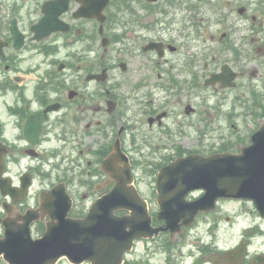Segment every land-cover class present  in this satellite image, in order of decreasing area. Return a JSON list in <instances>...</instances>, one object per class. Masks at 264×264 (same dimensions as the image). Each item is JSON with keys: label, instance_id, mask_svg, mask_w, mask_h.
Here are the masks:
<instances>
[{"label": "flooded vegetation", "instance_id": "1", "mask_svg": "<svg viewBox=\"0 0 264 264\" xmlns=\"http://www.w3.org/2000/svg\"><path fill=\"white\" fill-rule=\"evenodd\" d=\"M45 1L33 3L28 11L20 0L18 9L34 18L37 6L39 19ZM67 1L59 17L67 31L54 33L47 44L49 55L68 51L42 73L44 79L39 66L23 68L11 19L0 17V179L15 188L32 182L23 199L18 189L13 191L16 201L0 199V219L5 208L15 217L39 207L37 191L43 184L36 180L49 168L64 179L60 182L73 199L72 211L84 216L114 186L101 163L115 143L127 154L136 185L145 179L137 159L170 161L185 154V120L190 119L185 108L192 106L185 103L188 85L215 92L214 100L205 97L197 104L206 111L213 103L219 114L215 119L221 116L220 104L225 108L230 100L234 112L237 103L245 106L244 120L253 121V83L264 82V0H109L103 19L84 16L90 0ZM16 21L24 43L33 42L32 50L39 51L29 33L38 20ZM154 44L159 47L148 49ZM228 73L235 74L233 88H222L220 82L204 85L212 75ZM156 139L166 142L156 145ZM111 168L113 174H123L122 163ZM152 190L148 186L151 198ZM146 201L151 226L162 225ZM228 202L219 200L214 211L198 214L191 227L182 228L178 241L169 232L136 241L123 264H264V219L251 205L239 212L223 211ZM238 222L246 224L238 229ZM34 227L42 230L44 222Z\"/></svg>", "mask_w": 264, "mask_h": 264}, {"label": "water", "instance_id": "2", "mask_svg": "<svg viewBox=\"0 0 264 264\" xmlns=\"http://www.w3.org/2000/svg\"><path fill=\"white\" fill-rule=\"evenodd\" d=\"M157 180L162 214L159 218H164V212L168 211L167 219L173 231L179 228L183 215L176 211L181 212L184 204L187 225L199 211L213 208L218 198L251 200L264 217V125L252 137V144L242 148L239 154L189 155L164 167ZM0 187L3 195L9 192L1 183ZM196 189L204 190V195L195 202H184V197ZM49 194L61 196L53 200L52 206L60 205L62 198L68 205L64 190L53 189ZM116 195L114 190L107 198L115 201ZM127 195L124 190L119 207L132 210V216L123 218L114 217V207H103V200H99L84 219L66 218L67 206L62 211L54 212L53 208L46 232L36 240L30 237L29 224L33 220L30 213L24 216V223L21 217V224L4 220L0 255L8 264H54L60 257L74 264L84 261L120 264L132 241L144 235L138 229L143 226V208L135 196L129 199ZM105 210L107 216L100 212Z\"/></svg>", "mask_w": 264, "mask_h": 264}, {"label": "rangeland", "instance_id": "3", "mask_svg": "<svg viewBox=\"0 0 264 264\" xmlns=\"http://www.w3.org/2000/svg\"><path fill=\"white\" fill-rule=\"evenodd\" d=\"M20 0H3L2 4L3 7L1 8L3 13L4 11L8 9L11 10V12L18 13L20 20L23 22V19H30L32 20L33 17L27 16L23 13V11L18 10ZM9 18V16H8ZM48 43V42H46ZM33 44H27L24 49L21 51L22 56V65L23 68H26L28 66L36 65L40 67L39 70V76L43 78L45 75L42 74L50 65H54V61L56 62V58L62 59V57L65 55L66 51H68L66 48H63L61 53L59 55H47L45 52H39V51H33ZM254 93V103L252 104V109L254 110V117L256 114H260V116H264V82L262 83L260 80L256 81L254 80L253 83ZM245 90H243V100L246 99ZM210 97L211 99H215L216 96L210 93V91H200L196 90L195 88L188 87L185 88V101L186 102H192L194 104L193 107L196 108L195 114L192 116L193 122H189L188 124H185V138H183L184 146H185V154L187 153H208L210 149H223V146H234L236 141H241L242 143L248 142L247 138L249 139L250 134L255 131L258 125H260V122L264 123V118L259 119L257 121H252L250 123L249 121L244 120V116L242 114L247 112V108L245 106L239 105L237 103L236 105V111H233L232 105L230 100H227V104L225 108H223V105L220 104V113L221 116L219 117V120L215 119L218 112V109L213 107V103H210V106L208 107V110L202 111L198 108L197 104L199 101H201V98ZM217 98H221V95H217ZM250 123V124H249ZM234 127L238 129L236 133L234 132ZM244 139V140H243ZM247 140V141H246ZM155 144H159L158 139H156ZM241 146V144H239ZM162 159L160 157H153V161H163L166 160ZM148 180L145 179V181L140 184L141 191L147 195V188H148ZM246 206H248L246 204ZM244 204L239 203H233V204H225L222 206L223 211H234V210H243ZM232 220V219H231ZM245 225L241 223L238 225V229ZM209 225H207L206 228H208ZM222 232L225 230L224 224L221 226Z\"/></svg>", "mask_w": 264, "mask_h": 264}]
</instances>
